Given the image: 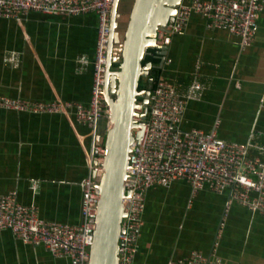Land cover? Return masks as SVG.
Segmentation results:
<instances>
[{
    "label": "crops",
    "instance_id": "crops-1",
    "mask_svg": "<svg viewBox=\"0 0 264 264\" xmlns=\"http://www.w3.org/2000/svg\"><path fill=\"white\" fill-rule=\"evenodd\" d=\"M133 0H128L129 8ZM128 8V9H129ZM98 18L31 13L19 24L0 19V96L33 102L88 105L98 37ZM167 66L180 93L197 79L204 87L189 101L181 127L216 131L226 141L252 143L264 163V10L254 43L207 28L194 15L172 36ZM18 65L8 62L11 54ZM81 57L87 64L80 65ZM160 69V75L163 74ZM85 126L72 114L34 115L0 109V193L16 191L47 222L82 223V183L88 171L77 135ZM89 146V141H85ZM135 264H168L198 251L222 264H264V218L228 193L191 194L185 182L149 190ZM0 264H69L43 246L24 243L0 230Z\"/></svg>",
    "mask_w": 264,
    "mask_h": 264
},
{
    "label": "built area",
    "instance_id": "built-area-1",
    "mask_svg": "<svg viewBox=\"0 0 264 264\" xmlns=\"http://www.w3.org/2000/svg\"><path fill=\"white\" fill-rule=\"evenodd\" d=\"M112 5L113 0H0V19H13L19 24L31 13L67 17L94 14L98 18L88 105L60 99L43 103L0 96L1 110L67 117L73 114L76 122L88 130L86 135H77L88 171L82 183L80 225L44 221L34 204L24 205L19 201L16 191L0 193V230L10 231L24 243L43 246L53 257L68 259L69 264H88L94 239L97 184L103 174V135L110 128L104 82ZM176 9L174 21L157 32L159 45L169 47L172 36L185 31L190 19L197 15L206 21L208 29L224 30L239 37L242 48L246 49L254 43L264 0H182ZM7 60L13 65L19 62L13 53ZM78 62L85 65L88 61L81 57ZM170 63L166 57L163 74L151 90L143 141L131 148L126 182L129 196L124 200L126 215L119 235V264H135L145 224L147 194L153 187L169 188L175 182H185L193 196L204 189L228 193L229 204L236 202L264 218V163L251 154L254 145L223 140L215 130L208 133L183 130L187 104L199 100L204 87L194 79L186 92L180 93L167 69ZM257 149L264 153V147ZM168 264L222 263L195 251L187 259L171 260Z\"/></svg>",
    "mask_w": 264,
    "mask_h": 264
},
{
    "label": "water",
    "instance_id": "water-1",
    "mask_svg": "<svg viewBox=\"0 0 264 264\" xmlns=\"http://www.w3.org/2000/svg\"><path fill=\"white\" fill-rule=\"evenodd\" d=\"M182 0H133L127 17L123 0H113L104 82L110 128L103 139V174L98 179V212L88 264H119V235L125 217L124 200L132 146L141 144L146 130L151 90L140 89L152 69H162L168 47L157 43V32L174 21ZM124 18V20H123ZM125 21L122 31L120 24ZM156 52L159 65L143 61Z\"/></svg>",
    "mask_w": 264,
    "mask_h": 264
},
{
    "label": "trees",
    "instance_id": "trees-1",
    "mask_svg": "<svg viewBox=\"0 0 264 264\" xmlns=\"http://www.w3.org/2000/svg\"><path fill=\"white\" fill-rule=\"evenodd\" d=\"M150 54L143 61V65L147 62H152L153 65L158 66L160 60L156 57V52L154 50H149ZM161 70L158 68L152 69L150 73V77L148 79H141L140 81V89H149L152 90L154 88L155 82L159 78Z\"/></svg>",
    "mask_w": 264,
    "mask_h": 264
},
{
    "label": "rangeland",
    "instance_id": "rangeland-1",
    "mask_svg": "<svg viewBox=\"0 0 264 264\" xmlns=\"http://www.w3.org/2000/svg\"><path fill=\"white\" fill-rule=\"evenodd\" d=\"M129 10H130V8L126 9V10H122V14H123L124 18L127 17V14L129 13ZM124 18H123V20H124ZM125 26H126L125 21H122L121 26H120V30L123 31L125 29ZM102 132H103V130H102ZM104 137H105V135H103V139H104Z\"/></svg>",
    "mask_w": 264,
    "mask_h": 264
},
{
    "label": "flooded vegetation",
    "instance_id": "flooded-vegetation-1",
    "mask_svg": "<svg viewBox=\"0 0 264 264\" xmlns=\"http://www.w3.org/2000/svg\"><path fill=\"white\" fill-rule=\"evenodd\" d=\"M131 1V0H130ZM127 3H128V0H123V2H122V6H121V11L122 10H126V9H128L129 8V5H128V7H127ZM120 26H121V24H120Z\"/></svg>",
    "mask_w": 264,
    "mask_h": 264
}]
</instances>
